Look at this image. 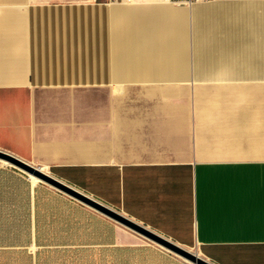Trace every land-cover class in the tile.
<instances>
[{"label": "crops", "instance_id": "obj_1", "mask_svg": "<svg viewBox=\"0 0 264 264\" xmlns=\"http://www.w3.org/2000/svg\"><path fill=\"white\" fill-rule=\"evenodd\" d=\"M0 150L196 258L0 159V264H264V0H0Z\"/></svg>", "mask_w": 264, "mask_h": 264}, {"label": "water", "instance_id": "obj_2", "mask_svg": "<svg viewBox=\"0 0 264 264\" xmlns=\"http://www.w3.org/2000/svg\"><path fill=\"white\" fill-rule=\"evenodd\" d=\"M0 159L8 161L11 165H14L17 168H20L21 170L25 171L28 174L34 175L38 177L43 182L67 193L68 195L82 201L83 203L95 208L96 210H99L100 212L106 214L107 216L117 220L118 222L122 223L123 225L129 227L130 229L136 231L139 234H142L143 236L149 238L152 241H156L159 244L165 246L166 248L172 250L173 252L189 259L195 261L196 258L193 254L185 251L182 247L172 243L171 241L165 239L164 237H161L160 235L156 234L154 231L148 229L144 225H141L140 223L133 221L132 219L124 216L117 210L105 205L104 203L86 195L85 193H82L81 191L77 190L76 188L70 186L67 183H64L63 181L57 179L56 177L46 173L42 169L35 167L17 157L14 155H11L7 152L0 150ZM199 264H207L201 260H198Z\"/></svg>", "mask_w": 264, "mask_h": 264}, {"label": "rangeland", "instance_id": "obj_3", "mask_svg": "<svg viewBox=\"0 0 264 264\" xmlns=\"http://www.w3.org/2000/svg\"><path fill=\"white\" fill-rule=\"evenodd\" d=\"M1 165L3 164L0 163V244H3V240L22 234H28L29 227L27 225L28 221H24V211H10L8 210L7 203L10 198L8 194L10 187H19L22 189L25 184L20 180L19 176H16L12 171L10 172L8 170L14 169L13 167ZM3 260L6 261L7 258L5 257Z\"/></svg>", "mask_w": 264, "mask_h": 264}, {"label": "built area", "instance_id": "obj_4", "mask_svg": "<svg viewBox=\"0 0 264 264\" xmlns=\"http://www.w3.org/2000/svg\"><path fill=\"white\" fill-rule=\"evenodd\" d=\"M134 1H137V0H106L107 3L134 2ZM194 1H197V0H173V2L176 4H181V3L190 4V3H193Z\"/></svg>", "mask_w": 264, "mask_h": 264}, {"label": "bare ground", "instance_id": "obj_5", "mask_svg": "<svg viewBox=\"0 0 264 264\" xmlns=\"http://www.w3.org/2000/svg\"><path fill=\"white\" fill-rule=\"evenodd\" d=\"M7 164V163H6ZM36 176H34V178H35ZM36 178H38V177H36ZM252 234V233H251Z\"/></svg>", "mask_w": 264, "mask_h": 264}]
</instances>
